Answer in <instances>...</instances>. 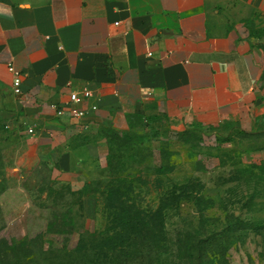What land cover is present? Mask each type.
<instances>
[{
    "label": "crops",
    "instance_id": "obj_1",
    "mask_svg": "<svg viewBox=\"0 0 264 264\" xmlns=\"http://www.w3.org/2000/svg\"><path fill=\"white\" fill-rule=\"evenodd\" d=\"M258 30L264 0H0V150L13 170L46 162L91 215L111 132L173 141L263 119Z\"/></svg>",
    "mask_w": 264,
    "mask_h": 264
},
{
    "label": "rangeland",
    "instance_id": "obj_2",
    "mask_svg": "<svg viewBox=\"0 0 264 264\" xmlns=\"http://www.w3.org/2000/svg\"><path fill=\"white\" fill-rule=\"evenodd\" d=\"M153 133L109 143L113 173L91 215L46 162L13 170L0 150V264H264V117L247 131ZM175 189L185 196L162 224L117 223L155 218Z\"/></svg>",
    "mask_w": 264,
    "mask_h": 264
},
{
    "label": "trees",
    "instance_id": "obj_3",
    "mask_svg": "<svg viewBox=\"0 0 264 264\" xmlns=\"http://www.w3.org/2000/svg\"><path fill=\"white\" fill-rule=\"evenodd\" d=\"M256 32H257L256 34H257V36L259 38H264V30H258ZM111 136H112L111 137L112 139L110 140V143L115 138L128 137V136H131V135H129V134L120 135L118 133L111 132ZM137 137L141 138L140 136H137ZM109 166H110L111 172L113 173L112 167L110 165V156H109ZM111 183H112V180H111ZM114 191L115 190H110V193H109V197L110 198H112L114 196ZM182 194H184V193H180V195H178V191L175 189L170 195H168L166 198H164L161 201V204H160L158 210L156 211L155 218L151 217V216H147V218L141 219L140 216H138L136 214H133L132 211H129V214L120 215L118 217V219H117V223L121 224L122 227L125 228V229H131L134 226L139 227V226H142V225H146L148 227L149 225L151 226V223L154 222L156 219H158L160 224H162L161 221L163 219L165 211L168 208H170L171 206L180 203L181 198H183V196H185V195H182ZM130 212H131V214H130ZM147 230H148V228H147Z\"/></svg>",
    "mask_w": 264,
    "mask_h": 264
},
{
    "label": "built area",
    "instance_id": "obj_4",
    "mask_svg": "<svg viewBox=\"0 0 264 264\" xmlns=\"http://www.w3.org/2000/svg\"><path fill=\"white\" fill-rule=\"evenodd\" d=\"M10 71L14 74V90L15 94H20L22 92L21 86H22V79H21V73L18 72L12 65L9 66ZM93 96L92 92L88 89H85L82 93H74L71 96V103L69 105V115L74 118L75 120H83L87 117L88 111L79 108L80 105L84 103L86 99H90ZM98 107L93 106L92 111H97ZM66 114L65 109H57V115L59 117H62ZM35 133V129H29L28 135H33Z\"/></svg>",
    "mask_w": 264,
    "mask_h": 264
}]
</instances>
